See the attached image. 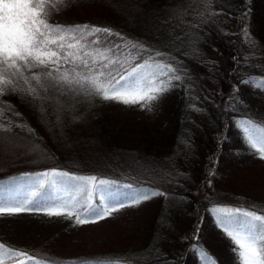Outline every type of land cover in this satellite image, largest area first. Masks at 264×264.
<instances>
[{
    "label": "trees",
    "instance_id": "16d2710c",
    "mask_svg": "<svg viewBox=\"0 0 264 264\" xmlns=\"http://www.w3.org/2000/svg\"><path fill=\"white\" fill-rule=\"evenodd\" d=\"M204 3L65 0L66 6L51 19L61 24L107 27L128 40L168 53L166 62L178 69L182 80L173 82L148 117L121 107L104 108L98 96L89 99L53 92V99L43 103L22 96L25 105L19 112L35 129V135L14 129L11 140L21 150H13L9 157L0 156V181L55 167L156 188L166 195L127 210L131 211L128 234L114 242L92 246L62 242L58 239L62 232L48 234L42 226L29 230L0 226V241L59 264H104L108 260L201 264L192 249L196 243L193 237L198 236L217 264H234V259L228 261L218 252L223 242L216 237L219 229L208 208L213 204L264 206V199L234 191L214 197L219 194L215 184H210L213 190L206 197L197 190L206 180L212 183L210 173H218L226 165L218 164L226 149L231 158L236 153L230 146L238 130L235 120H264V90L241 83L247 75L264 73V0H209L210 7ZM242 11H248L247 20H241ZM245 25L254 46L244 42L241 30ZM244 56L250 57L247 63ZM234 87L238 91L234 92ZM34 146L39 150L34 151ZM240 152L243 157L249 155L247 150ZM178 219L190 223L185 242L174 252L165 244L172 223ZM72 225L74 221L69 223ZM137 253L143 255H134Z\"/></svg>",
    "mask_w": 264,
    "mask_h": 264
},
{
    "label": "snow or ice",
    "instance_id": "6c2138e0",
    "mask_svg": "<svg viewBox=\"0 0 264 264\" xmlns=\"http://www.w3.org/2000/svg\"><path fill=\"white\" fill-rule=\"evenodd\" d=\"M65 6V0H0V98L9 93L21 94L43 103L53 99L51 93L58 92L89 99L98 96L105 101L151 110L152 103L169 91L173 82L182 80L178 69L166 62L168 53L128 40L107 27L52 23L51 17ZM204 6H211L209 0H205ZM248 15V11H242L241 20H247ZM241 35L246 45H255L247 25ZM249 58L244 56V62ZM241 83L264 90V73L247 75ZM233 91L238 89L234 87ZM40 110L43 112V107ZM235 124L249 152L264 160V120L241 117ZM17 128L28 136L35 135V129L22 113L11 102L0 99V144L11 142ZM33 150L39 149L34 146ZM163 195L166 194L156 188L120 184L53 167L0 181V216L43 213L50 217H74L75 224L83 225ZM208 212L229 240L234 264H264V206L213 204ZM193 239L196 243L192 249L201 264H217L199 243V237ZM6 261L59 264L0 241V264ZM104 264L126 262L108 260Z\"/></svg>",
    "mask_w": 264,
    "mask_h": 264
},
{
    "label": "rangeland",
    "instance_id": "374dc122",
    "mask_svg": "<svg viewBox=\"0 0 264 264\" xmlns=\"http://www.w3.org/2000/svg\"><path fill=\"white\" fill-rule=\"evenodd\" d=\"M51 22L58 23L55 19H51ZM0 99H3L6 102H11L17 111L25 105L21 103V94L9 93ZM157 101L152 103L151 110H148V108L142 110L139 105H124L122 103L105 101L103 99H101V104L104 108L121 107L130 113H136L148 117L151 115ZM207 116L210 119L212 118L209 112H207ZM17 130L19 129L17 128ZM230 146L236 151V153L233 155V158H231L230 153L227 154L228 149H226V152L219 156L218 164L225 163L226 165H222L224 167L221 166L218 173L213 175L211 184H215L217 192L220 194L214 197H225L226 195H223V192L227 191L229 193L234 191L257 199H264V160L256 158V156L249 152L244 143L240 129L235 132V138L231 141ZM17 149L19 151L21 150L19 148ZM240 149L247 150L249 155L243 157ZM230 150L231 148L229 151ZM199 188L200 190L198 189L197 193L198 195L199 193L203 194V197L208 196L209 192L213 190V186L208 183V180H206L205 184H202V186L200 185ZM201 188H203L202 191ZM199 202H201L200 199ZM133 208L134 207H125L96 223L83 225L75 224L72 226H69V223L74 221V217H50L43 213H22L23 215L18 214L12 216L5 215L0 216V226H13L15 230L21 228L29 230L36 226H42L48 234L57 231L62 232L63 236L61 238L58 237L62 242L76 241L80 245L92 246L104 241L114 242L119 237H125L128 234V229H126V227L130 217L129 213L131 212H127V210ZM189 223H183L180 219L172 223L170 234H167L166 236L165 248L167 250H172L174 252L179 250L187 237L186 234L189 230ZM216 237L223 242L220 248L218 246V252L222 253L220 254L221 257L227 258L228 261L229 259L235 260L234 254L231 251V244L221 230L218 231ZM125 246L128 245L125 244ZM9 263L10 262L6 261V264Z\"/></svg>",
    "mask_w": 264,
    "mask_h": 264
},
{
    "label": "bare ground",
    "instance_id": "6f19581e",
    "mask_svg": "<svg viewBox=\"0 0 264 264\" xmlns=\"http://www.w3.org/2000/svg\"><path fill=\"white\" fill-rule=\"evenodd\" d=\"M17 145L15 144L14 140H11V142H5L3 144H0V156L9 157L14 153L13 150H18Z\"/></svg>",
    "mask_w": 264,
    "mask_h": 264
}]
</instances>
